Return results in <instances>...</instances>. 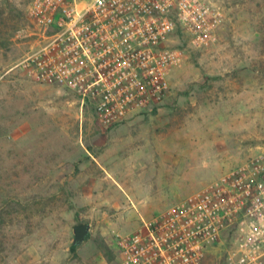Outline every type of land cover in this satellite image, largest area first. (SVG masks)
<instances>
[{
	"label": "rangeland",
	"instance_id": "rangeland-1",
	"mask_svg": "<svg viewBox=\"0 0 264 264\" xmlns=\"http://www.w3.org/2000/svg\"><path fill=\"white\" fill-rule=\"evenodd\" d=\"M208 1L223 15L217 42L200 50L174 37L187 60L172 73L167 99L152 114L106 129L77 96L32 82L17 68L31 48L21 33L30 31V0H0V264H114L116 235L134 232L140 217L159 215L264 149V0ZM118 134L132 138L122 151L145 156L158 153V138H210L226 146L206 158V172H188L192 161L185 157L180 174L165 161L159 189L105 191L106 173L93 170L91 156L104 155ZM131 199L133 214L122 207ZM110 217L119 232L106 242L101 232ZM82 223L90 233L72 250L73 227Z\"/></svg>",
	"mask_w": 264,
	"mask_h": 264
},
{
	"label": "built area",
	"instance_id": "built-area-1",
	"mask_svg": "<svg viewBox=\"0 0 264 264\" xmlns=\"http://www.w3.org/2000/svg\"><path fill=\"white\" fill-rule=\"evenodd\" d=\"M27 17L21 33L31 48L17 68L77 96L106 129L167 99L187 60L174 37L201 50L217 42L223 21L208 0H30ZM140 221L114 237V264H264V149Z\"/></svg>",
	"mask_w": 264,
	"mask_h": 264
},
{
	"label": "crops",
	"instance_id": "crops-1",
	"mask_svg": "<svg viewBox=\"0 0 264 264\" xmlns=\"http://www.w3.org/2000/svg\"><path fill=\"white\" fill-rule=\"evenodd\" d=\"M133 121L134 120L129 122L127 121L128 123L126 122V124L133 123ZM131 139L132 138H129L128 136H119V134L115 135L113 140H111L112 142L110 143L109 150H107L104 155H101L98 158L91 156V159L95 162V165H97L92 166L93 170L100 172L98 174H104V172L106 173V176L102 178L103 183L107 186H102L105 191L123 190L133 192L159 189V186L164 183L163 174L165 171V161H167V163L171 162L172 174H176V172L180 174L181 158L184 159L185 157L191 159L192 161L188 172H206L209 165L206 158L209 155L216 154L220 151L218 148L215 149V147L221 146V148L225 150L224 148L226 146L224 141H214L210 138H203L201 141L189 142L186 144L178 140L165 142L163 141V138H156L157 140L155 141V144L158 153L149 152L148 155L145 156L146 154L144 155L140 150H132L131 152L121 150L128 146V143L132 141ZM184 145L188 146L187 150H185ZM165 151H167L168 157H165ZM125 166H128L129 172H116ZM86 167H88L87 164L82 165L83 175L86 174ZM95 180V177H93L92 181L94 185L96 184V182H94ZM87 184L90 185V183ZM90 188V186L87 187L82 185V190H89ZM130 202L137 210L135 202L132 199ZM122 207L125 210L124 212L129 214L134 213L135 208H133L132 205L130 206L127 204ZM92 208L99 209L97 206H93ZM111 218L112 217H110V220L107 221L108 223L106 224L105 231L101 232V235H103L106 242H108L107 236L110 235V233L119 232L118 226H116L114 219L111 220ZM129 218L131 219V215ZM140 225L141 221H138L134 229L137 230Z\"/></svg>",
	"mask_w": 264,
	"mask_h": 264
},
{
	"label": "water",
	"instance_id": "water-1",
	"mask_svg": "<svg viewBox=\"0 0 264 264\" xmlns=\"http://www.w3.org/2000/svg\"><path fill=\"white\" fill-rule=\"evenodd\" d=\"M91 226L89 223L78 224L73 227V240L72 245H80L84 243L90 233Z\"/></svg>",
	"mask_w": 264,
	"mask_h": 264
},
{
	"label": "trees",
	"instance_id": "trees-1",
	"mask_svg": "<svg viewBox=\"0 0 264 264\" xmlns=\"http://www.w3.org/2000/svg\"><path fill=\"white\" fill-rule=\"evenodd\" d=\"M180 35L182 36V34H180ZM182 37H183V36H182ZM183 38H184V37H183ZM185 40H186V39H184V42H185ZM179 47H183V46H180V45H179ZM154 112H155V111H154ZM87 238H88V237H87ZM76 247H77L76 245H71V249H72V250H75Z\"/></svg>",
	"mask_w": 264,
	"mask_h": 264
}]
</instances>
